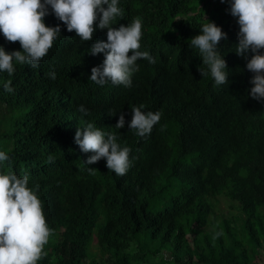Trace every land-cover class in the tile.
I'll return each instance as SVG.
<instances>
[{"label": "trees", "instance_id": "16d2710c", "mask_svg": "<svg viewBox=\"0 0 264 264\" xmlns=\"http://www.w3.org/2000/svg\"><path fill=\"white\" fill-rule=\"evenodd\" d=\"M119 7L129 24L142 20L140 50L156 61H137L131 87L90 80L105 59L99 53L89 61L94 42L51 48L38 67L17 64L12 76L0 71V150L18 175L28 174L29 187L39 185L54 233L38 264H261L264 102L249 95L254 74L235 53L239 25L229 0H119ZM207 20L227 34L217 48L228 85L202 77V58L190 47ZM44 22L50 27L52 18ZM0 46L22 51L2 33ZM9 80L13 93L3 87ZM135 104L162 113L149 136L128 127ZM121 114L128 122L116 129ZM86 123L131 148L126 175L108 170L103 158L85 164L94 153L74 138ZM221 198L227 216L217 207Z\"/></svg>", "mask_w": 264, "mask_h": 264}, {"label": "clouds", "instance_id": "9594fccd", "mask_svg": "<svg viewBox=\"0 0 264 264\" xmlns=\"http://www.w3.org/2000/svg\"><path fill=\"white\" fill-rule=\"evenodd\" d=\"M229 2L230 14L239 25L235 53L247 61L246 69L254 74L249 95L264 102V0ZM47 15L52 18L50 27L44 22ZM123 15L119 0H0V33L8 42H19L22 49L6 52L0 46V71L12 76L17 64L38 67L51 48L68 50L73 41L84 45L94 42L86 52L89 61L99 53H104L105 59L91 69L90 80L100 86L110 81L116 86L131 87L132 76L139 70L137 61H156L148 51L140 50L142 20L135 18L129 24L131 19ZM60 35V43L55 45ZM222 39H227V34L208 21L201 26L200 34L190 40V47L197 49L202 58L198 71L204 78L210 76L215 86L229 84L227 64L217 48ZM48 76L55 80L56 72L51 71ZM11 83L9 80L3 85L8 93L14 92ZM78 110L89 114L83 105ZM152 111L141 104L133 105L129 129L139 137L149 136L162 116L161 112ZM127 119L125 122L121 114L115 128H123ZM165 129L161 126L160 131ZM74 140L82 152L94 153L86 165L103 158L108 170L118 176L126 175L132 166L131 148L121 147L116 133H105L93 123H86L77 128ZM54 160L53 155L48 156L49 163ZM96 170L88 167L90 174ZM38 190V184L29 187L28 174L20 176L13 170L9 153L0 150V264H38L47 256L45 247L54 233L48 226ZM222 235V230L214 232L213 241Z\"/></svg>", "mask_w": 264, "mask_h": 264}, {"label": "rangeland", "instance_id": "374dc122", "mask_svg": "<svg viewBox=\"0 0 264 264\" xmlns=\"http://www.w3.org/2000/svg\"><path fill=\"white\" fill-rule=\"evenodd\" d=\"M228 202L224 201L222 198L219 200V203L217 205L218 209H223L222 212L227 216L228 215V211H229V207H228ZM93 252L95 253L96 250L93 249ZM259 260H261V264H264V251L261 252V257L259 258Z\"/></svg>", "mask_w": 264, "mask_h": 264}]
</instances>
